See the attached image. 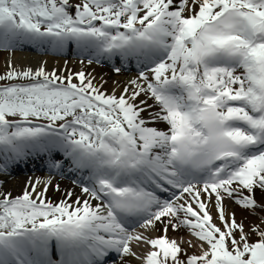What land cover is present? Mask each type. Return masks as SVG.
I'll return each instance as SVG.
<instances>
[{
    "label": "snow or ice",
    "instance_id": "1",
    "mask_svg": "<svg viewBox=\"0 0 264 264\" xmlns=\"http://www.w3.org/2000/svg\"><path fill=\"white\" fill-rule=\"evenodd\" d=\"M0 50V264H264V0H0Z\"/></svg>",
    "mask_w": 264,
    "mask_h": 264
},
{
    "label": "bare ground",
    "instance_id": "2",
    "mask_svg": "<svg viewBox=\"0 0 264 264\" xmlns=\"http://www.w3.org/2000/svg\"><path fill=\"white\" fill-rule=\"evenodd\" d=\"M28 48V47H26ZM29 51H34L32 53L28 52L25 54L24 52H16L12 54V60L13 63L16 65H21L24 67H37L42 61H47V67L49 70H51L53 67H62L64 62H68V67L75 70H79L81 67L78 59L71 61L66 58H57L54 56H42V53H38L37 51L39 50H34L31 48H28ZM8 57V53L5 51H0V73L2 71H5V63H6V58ZM86 64V61H85ZM89 71H93V74L99 77L103 76L105 80H107V83L104 85L106 89L111 91L113 84V81H126L129 79L131 76L129 75H117L114 72L111 71V69H105L103 66L98 65H93L91 68L88 69ZM117 93H119V88L117 89ZM27 176L30 175H22V176H13V178L9 181L8 187L13 190L14 193H19L23 186H24V181ZM61 184V187H65L70 185L69 180H59L58 181ZM78 191V189H77ZM49 195L52 196L53 199H56L59 194L53 193L52 190L50 189Z\"/></svg>",
    "mask_w": 264,
    "mask_h": 264
},
{
    "label": "rangeland",
    "instance_id": "3",
    "mask_svg": "<svg viewBox=\"0 0 264 264\" xmlns=\"http://www.w3.org/2000/svg\"><path fill=\"white\" fill-rule=\"evenodd\" d=\"M74 2H79V0H74ZM4 71H2L1 73H3ZM0 83H3V81H0Z\"/></svg>",
    "mask_w": 264,
    "mask_h": 264
}]
</instances>
